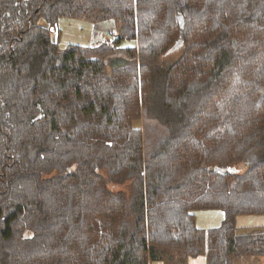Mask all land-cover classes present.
Instances as JSON below:
<instances>
[{
  "label": "trees",
  "instance_id": "1",
  "mask_svg": "<svg viewBox=\"0 0 264 264\" xmlns=\"http://www.w3.org/2000/svg\"><path fill=\"white\" fill-rule=\"evenodd\" d=\"M61 18L117 35L60 50ZM247 215L264 216V0H0V264L264 258Z\"/></svg>",
  "mask_w": 264,
  "mask_h": 264
},
{
  "label": "rangeland",
  "instance_id": "2",
  "mask_svg": "<svg viewBox=\"0 0 264 264\" xmlns=\"http://www.w3.org/2000/svg\"><path fill=\"white\" fill-rule=\"evenodd\" d=\"M40 23L43 24L42 21ZM52 31V29H51ZM109 34L117 35V26L113 21H103L94 23V21H85L69 18H61L51 33L52 40L57 41L60 50L66 49L69 45H78L82 47L94 48L107 42ZM133 42L123 41L121 48L132 46ZM167 62H171L177 58V52L167 57ZM104 63L109 69L122 67L128 64V61L122 55H112L104 59ZM144 123V119L140 123H135V127L142 128L144 132L148 126ZM150 128V127H149ZM146 135V133H145ZM238 170L243 172L246 170L244 163L238 166ZM195 225L200 230L207 231L209 229L218 228L224 218V214L220 210H197L194 212ZM236 232H253L261 233L264 230V216H238L235 220ZM152 264H165L163 261H157ZM187 264H206L205 255L191 258ZM233 264H264V258L259 257H238L233 260Z\"/></svg>",
  "mask_w": 264,
  "mask_h": 264
},
{
  "label": "built area",
  "instance_id": "3",
  "mask_svg": "<svg viewBox=\"0 0 264 264\" xmlns=\"http://www.w3.org/2000/svg\"><path fill=\"white\" fill-rule=\"evenodd\" d=\"M113 39H114V35L109 34V35L107 36V40H108V41H112Z\"/></svg>",
  "mask_w": 264,
  "mask_h": 264
},
{
  "label": "water",
  "instance_id": "4",
  "mask_svg": "<svg viewBox=\"0 0 264 264\" xmlns=\"http://www.w3.org/2000/svg\"><path fill=\"white\" fill-rule=\"evenodd\" d=\"M181 25H182V22H181Z\"/></svg>",
  "mask_w": 264,
  "mask_h": 264
}]
</instances>
